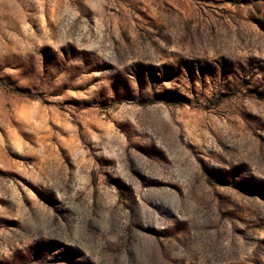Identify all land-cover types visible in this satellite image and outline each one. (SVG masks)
<instances>
[{
  "label": "rangeland",
  "instance_id": "obj_1",
  "mask_svg": "<svg viewBox=\"0 0 264 264\" xmlns=\"http://www.w3.org/2000/svg\"><path fill=\"white\" fill-rule=\"evenodd\" d=\"M0 264H264V0H0Z\"/></svg>",
  "mask_w": 264,
  "mask_h": 264
}]
</instances>
